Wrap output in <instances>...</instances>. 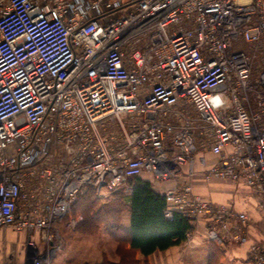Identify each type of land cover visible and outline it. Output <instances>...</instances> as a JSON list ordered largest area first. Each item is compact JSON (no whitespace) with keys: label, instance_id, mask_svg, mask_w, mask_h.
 <instances>
[{"label":"built area","instance_id":"2783aa9c","mask_svg":"<svg viewBox=\"0 0 264 264\" xmlns=\"http://www.w3.org/2000/svg\"><path fill=\"white\" fill-rule=\"evenodd\" d=\"M110 117L121 133L103 139ZM197 169L243 182L264 213V0H0V230L25 233L29 264H50L54 225L81 221L88 189L182 171L159 193L165 217L202 219L264 264L248 214L194 193Z\"/></svg>","mask_w":264,"mask_h":264},{"label":"crops","instance_id":"0c3cea01","mask_svg":"<svg viewBox=\"0 0 264 264\" xmlns=\"http://www.w3.org/2000/svg\"><path fill=\"white\" fill-rule=\"evenodd\" d=\"M192 116L195 115L192 113ZM96 129L99 136L103 139H106L109 137V135L118 136L121 133V127L119 126L118 121H115V117L100 120ZM110 146L113 147V144L110 143ZM203 157L207 166H211L213 163H215L216 159L212 155L205 153L203 154ZM196 174L197 175L194 178L193 185L194 193L205 201L214 205L224 204L233 208L236 212L248 214L249 221L243 228L247 238L250 242L263 243L264 213H261L257 210V194H254L252 191L246 188L243 182L232 183L229 181L215 179L207 184L202 179L201 171L199 169H197ZM143 178H145V180L150 179L152 185L155 186L154 189L157 187V192L161 193L162 189L171 188L175 184H181V182L184 181L185 175L182 171L176 182L170 181L165 183L156 182L153 176L148 173H144ZM117 190H115V192ZM130 190L131 189L127 188L124 191L127 193L126 198H114L111 200L112 203L119 201L118 213H116V221L118 223L119 229L124 232H128L131 229V217L128 209V206L130 205V200L128 198L131 193ZM77 217H80V215ZM80 218L82 221V217ZM58 224H63L65 226L63 222ZM191 224L193 227L192 233L187 236L186 240L179 246H173L163 251L156 250L154 253L146 257L140 252H134L133 257L135 261L138 262V264H186L185 259L189 254L193 255L198 251L202 252V250H205L206 264H208L209 240L207 238L208 232L206 228V222L202 219H195ZM101 230L106 232L109 238L113 241V245L110 251L111 254L109 256L103 254L102 261L95 264H102L103 262L118 264L120 258L117 254V242L109 234V231L106 227H100L97 234L89 236L82 235L74 229L73 232L83 237H94L97 236ZM54 231L55 234H57V237H60L57 226L53 228V234ZM25 239V233L16 234L11 229L0 230V251L3 247L8 264H29L30 260L28 259L27 249L23 246ZM36 239H38V237H36ZM61 245L62 244L60 243L58 246L59 249L62 248ZM217 247L223 252L224 255L220 264H252L247 258L244 249L242 248H238L236 246Z\"/></svg>","mask_w":264,"mask_h":264},{"label":"trees","instance_id":"16d2710c","mask_svg":"<svg viewBox=\"0 0 264 264\" xmlns=\"http://www.w3.org/2000/svg\"><path fill=\"white\" fill-rule=\"evenodd\" d=\"M142 173L138 177L130 178L125 185L116 192L105 197H96L94 189H88L79 196L71 207V215L82 217L74 230L82 235H95L100 227L108 229L109 234L117 242L118 264H138L134 252L148 256L154 251H163L182 244L192 233V221L173 210L171 219L165 217L167 204L157 192L152 182L145 180ZM127 188L131 189L128 196V206L131 229L124 232L119 229L116 221L118 202L112 203L114 198H126ZM67 221V220H66ZM209 242L208 264H220L223 252L212 242ZM102 264H111L103 262Z\"/></svg>","mask_w":264,"mask_h":264},{"label":"rangeland","instance_id":"374dc122","mask_svg":"<svg viewBox=\"0 0 264 264\" xmlns=\"http://www.w3.org/2000/svg\"><path fill=\"white\" fill-rule=\"evenodd\" d=\"M117 119L115 118V121ZM130 120H126V124H129ZM63 224L56 223L54 228L58 227L57 237L54 231L55 246L62 244V248L56 250L50 264H95L102 261L103 254L109 256L111 254V247L113 241L109 238L104 230L94 237H83L73 232V229L67 227L66 221ZM64 241V242H63ZM65 243V244H64ZM33 253V249L30 247L28 250V257ZM205 250L198 251L193 255H188L186 264H206ZM0 264H8L4 254V248L0 251Z\"/></svg>","mask_w":264,"mask_h":264},{"label":"bare ground","instance_id":"6f19581e","mask_svg":"<svg viewBox=\"0 0 264 264\" xmlns=\"http://www.w3.org/2000/svg\"><path fill=\"white\" fill-rule=\"evenodd\" d=\"M50 44H46L42 49H46L47 47H49ZM50 50V49H49ZM45 52H48V50H46ZM33 249V253L32 255L29 257V259H34L35 258V255H36V252L34 251V248Z\"/></svg>","mask_w":264,"mask_h":264}]
</instances>
